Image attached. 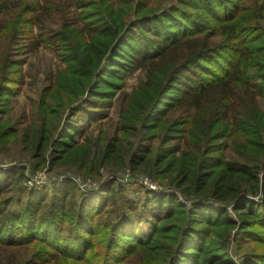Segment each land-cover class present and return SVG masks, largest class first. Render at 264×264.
Instances as JSON below:
<instances>
[{
	"label": "trees",
	"instance_id": "trees-1",
	"mask_svg": "<svg viewBox=\"0 0 264 264\" xmlns=\"http://www.w3.org/2000/svg\"><path fill=\"white\" fill-rule=\"evenodd\" d=\"M105 1L94 5L89 0H32L34 10L30 7L20 16L6 39L13 38L25 23L42 30L47 19L61 12L64 26L77 27L84 16L82 11L90 7V13L95 8L108 9V22H98L97 37L109 40L111 46L106 50L110 55L125 44L134 29L139 30V45H128L127 55L115 58L113 67L121 66L129 73H151V81L163 77L162 82L166 80L174 89L169 110L183 113L184 122H171L178 128H167L158 147L153 143L133 144L127 137L135 123L146 122L148 127L157 117L153 134L147 139L157 137V141L169 123L158 115L160 110L145 116L146 110L141 118H136L134 111L130 117L122 116V124L116 128L120 135L98 148L93 168L88 165L90 153L83 146L64 143V157L70 156L78 169L93 174L100 168L113 174L118 163V169L159 178L155 180L158 185L178 192L190 207L177 202L175 193L154 194L145 198L139 213L136 204L121 194L123 187L115 180L108 182L104 193L90 196L78 195L71 181L52 187L49 194L36 190L27 193L20 186L23 168L17 167L0 172V245L15 248L40 243L52 252L47 260L66 258L77 264H89L84 262L88 255L97 257L98 264H120L130 257L137 264H233L226 254L230 232L247 233L253 223L264 227V10L258 11L257 2L251 0H171L169 5H163V0ZM8 6V0H0V14ZM196 8L198 13L194 14ZM156 20L160 22L159 34ZM82 29L86 34L95 31L87 24ZM262 34L261 41L257 35ZM34 37L29 47L37 51L42 46L54 48L59 34L43 32ZM90 48L83 38L84 57L80 61L97 59ZM221 52L228 53L223 64L216 67L221 73L210 70L212 78H205L202 61L214 62ZM98 59H104L103 53H98ZM9 64L13 67L14 62ZM0 71L1 117L9 110L8 95L4 94L15 93L8 88L5 69ZM21 83L22 76L15 84ZM152 88L146 85L143 89L144 100ZM7 127L0 118V139L16 133ZM42 134L43 130L39 140H34L36 144L31 141L35 151L46 147ZM227 139L238 141L240 146L231 149L221 144ZM23 199L28 203L12 214L9 205ZM228 206L236 213L235 221L227 214ZM105 215L113 216V221L104 219ZM172 218L180 222L170 228L166 225L167 233L174 232L175 238L179 234L174 252L160 247L162 254L153 255L151 244L163 234L162 223L172 222ZM107 229L108 237L99 239L101 234L106 237ZM239 264H264V253L243 257Z\"/></svg>",
	"mask_w": 264,
	"mask_h": 264
},
{
	"label": "rangeland",
	"instance_id": "rangeland-1",
	"mask_svg": "<svg viewBox=\"0 0 264 264\" xmlns=\"http://www.w3.org/2000/svg\"><path fill=\"white\" fill-rule=\"evenodd\" d=\"M97 1L89 0L94 5ZM130 1L137 2L139 0ZM142 1L144 2V0ZM251 1L257 2L258 11L264 10V0ZM105 3L109 4V1L106 0ZM171 3V0H163V5ZM8 4L10 6L4 13L0 14V69H5L4 72L9 78L7 79L8 88L11 93L15 94H4L8 95L6 109L9 108V110L8 113H2L0 118L8 125L6 130L13 127L16 133L11 137L0 139V172L6 173L7 169L22 167L24 178L21 179L20 186L27 193L36 190L49 194L52 187H59L71 181L76 186L78 195L90 196L104 193L108 182L115 180L123 187L121 194L136 204L139 213L143 212L142 206L145 204V198H150L154 194L175 193L177 202L190 207V203H187L178 192L158 185L155 180H160L159 178L153 179L140 173H131L126 168L125 170L118 169L120 168L118 163L115 167L117 171L113 174L101 168L97 174H93V172L78 169L77 164L71 163L70 156L64 157V143L70 142L76 147L83 146L90 153L88 165H92L90 168H93L96 166L97 159L94 158L98 154V148L101 150L102 145L109 138L120 135L117 129L118 125L121 126L122 124L120 121L122 116L130 117L134 111V116L141 118L146 110L148 112L145 116L152 111L160 110L161 112H157L158 115H163L165 121L169 123L161 131L158 141L156 140L157 137L147 140L150 134H153L151 128L157 121V117L151 119L148 127L145 126L146 122L141 125L135 123L131 130L132 135L127 137V141L133 144L153 143L154 147H158L160 146V138L164 136L167 128H178L171 126V122H179L180 124L184 122L183 113L175 109L169 110L174 89H171L173 88L172 85L166 84V80L162 82L163 77L151 81L149 80L151 73L142 70L129 73L124 71L121 66L113 67L115 58L127 55L126 53L129 52L128 45H139V41L136 39L139 30L134 29L133 35L127 37L125 44L110 55L111 53H107L106 50V47L111 46L109 40L107 38L98 39L97 37V24L99 21L105 22V24L108 22L106 19L108 9L103 11L92 6L95 8V12L90 13L91 7L82 11L84 16L76 24L77 27L64 26L61 22L63 18V12H61L53 18L47 19L42 30L38 27L39 30L37 28L32 29L31 25L25 23L19 28L17 34L8 41L6 37L10 35L12 27L18 25L20 16L24 12H28L30 7L34 10L35 3L32 0H8ZM192 12L197 14L198 9L196 8ZM86 24L95 31L88 33L89 35L86 34L82 29L83 25ZM155 24L158 34L161 33L160 22L156 20ZM261 24L263 25L264 22ZM43 32H50V34L57 32L59 34V37H56V46L54 48L42 46L35 51L29 45L35 40L34 36L41 35ZM143 32L145 33V31ZM253 35L256 36V33ZM257 36H260L261 39L259 40L262 41L263 34ZM83 38L92 47L88 50L94 53L97 59L93 57L90 61V57H86L85 62L80 61L84 57L81 53ZM90 41H94L95 44L90 43ZM98 43L102 45L99 47L97 46ZM98 53L99 55L103 53V60L98 59ZM227 54L225 52L218 53L214 57L215 63L202 61L203 76L212 78L213 73L211 74L210 70H214L212 71L214 73H221L220 69L216 67L223 64ZM11 61L14 62L13 67L9 64ZM119 61L125 62L123 59ZM113 71L115 74L112 73ZM156 75L155 73L154 77ZM20 76H22V83L17 86L15 83ZM2 85L3 78L0 73V87ZM53 85L55 87L50 92ZM146 85H152L153 88L148 98L144 100L145 92L143 89ZM47 94L49 95L47 96ZM42 102L44 104L40 105ZM159 104H161L160 108ZM41 130H43L44 138L42 141L44 140L46 147L41 151H35L31 141L34 142L36 137L39 140ZM61 131L66 132V134ZM170 132L171 136L173 130ZM64 135L67 137V141H63L66 140L63 138ZM100 140L102 141L100 142ZM221 142L225 146L229 145L231 149L233 146H240L238 141L233 142L229 139ZM171 144L172 141L169 145ZM36 154L39 157L35 158ZM58 158L63 159L58 162L55 161ZM73 165L75 167H72ZM145 179L151 182L153 186L148 185L149 183L144 185L143 180ZM258 198L259 196H256L254 199L257 200ZM27 203L25 199L21 200L19 204L13 202L9 205V211L12 214L18 213L20 208ZM226 210L229 217L235 221V211L230 206ZM106 218H110L109 222L113 221V216L105 215L104 219ZM170 221L172 222L162 223L165 226L163 234L155 240V243L151 244L153 255L162 254L160 247L170 248L171 252H174L179 234L175 238L174 232L167 233L169 229H166V225L167 228H170L180 222L174 218ZM249 230L247 233L238 234L239 230L236 231L235 229L228 236L226 254L233 264H239L243 257L264 253V227L253 223ZM105 232L106 237L101 234L98 235L100 236L99 239L105 240L108 237V229ZM213 236H215L214 233ZM3 245H0V264H77L66 258L47 260V256L52 252L43 248L40 243L20 245L15 248H8ZM94 250H98V248ZM43 251L46 253L41 255ZM33 260L37 261L33 262ZM84 262L98 264L99 259L88 255ZM120 264H137V261L130 257Z\"/></svg>",
	"mask_w": 264,
	"mask_h": 264
},
{
	"label": "built area",
	"instance_id": "built-area-1",
	"mask_svg": "<svg viewBox=\"0 0 264 264\" xmlns=\"http://www.w3.org/2000/svg\"><path fill=\"white\" fill-rule=\"evenodd\" d=\"M143 181H144V183H143L144 185H147L149 183L148 185H152L153 186V184L151 182H149L148 180L145 179Z\"/></svg>",
	"mask_w": 264,
	"mask_h": 264
}]
</instances>
